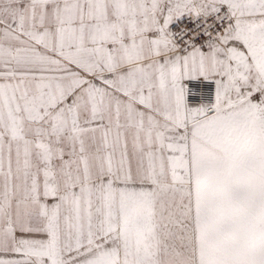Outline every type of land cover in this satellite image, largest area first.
<instances>
[{"label":"snow or ice","instance_id":"6c2138e0","mask_svg":"<svg viewBox=\"0 0 264 264\" xmlns=\"http://www.w3.org/2000/svg\"><path fill=\"white\" fill-rule=\"evenodd\" d=\"M0 264H264V0H0Z\"/></svg>","mask_w":264,"mask_h":264}]
</instances>
